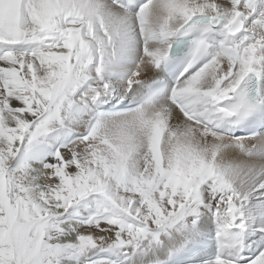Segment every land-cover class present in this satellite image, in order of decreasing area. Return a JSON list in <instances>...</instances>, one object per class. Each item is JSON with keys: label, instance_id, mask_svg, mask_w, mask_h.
Segmentation results:
<instances>
[{"label": "snow or ice", "instance_id": "obj_1", "mask_svg": "<svg viewBox=\"0 0 264 264\" xmlns=\"http://www.w3.org/2000/svg\"><path fill=\"white\" fill-rule=\"evenodd\" d=\"M0 264H264V0H0Z\"/></svg>", "mask_w": 264, "mask_h": 264}]
</instances>
